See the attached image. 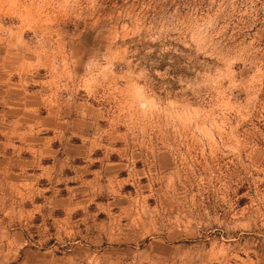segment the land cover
I'll use <instances>...</instances> for the list:
<instances>
[{
	"label": "rangeland",
	"instance_id": "374dc122",
	"mask_svg": "<svg viewBox=\"0 0 264 264\" xmlns=\"http://www.w3.org/2000/svg\"><path fill=\"white\" fill-rule=\"evenodd\" d=\"M0 264H264V0H0Z\"/></svg>",
	"mask_w": 264,
	"mask_h": 264
}]
</instances>
